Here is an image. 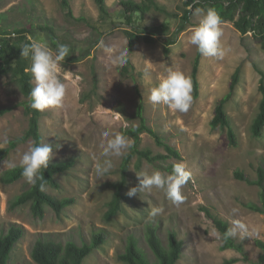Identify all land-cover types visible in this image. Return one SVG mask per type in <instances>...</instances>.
Listing matches in <instances>:
<instances>
[{"label": "rangeland", "instance_id": "obj_1", "mask_svg": "<svg viewBox=\"0 0 264 264\" xmlns=\"http://www.w3.org/2000/svg\"><path fill=\"white\" fill-rule=\"evenodd\" d=\"M120 1L106 0L109 15L103 17L96 0H69L74 14L69 18L60 0H0V30L28 28L29 41L42 39L53 50L59 43L67 45L73 51L72 56L82 55V50L91 46V54L83 59L65 58L61 62L66 77L63 106L45 109L40 120L43 142L53 145L50 161L70 158L75 162L67 173L57 176L60 187L49 186L46 191L75 201L60 215L48 206L44 218L34 217L29 204L11 210L10 201L30 184L26 179L10 184L1 182L8 170L4 162L18 163L33 140L13 149L0 161V234L12 223L26 228L12 252L10 264H37L32 259V248L38 235L54 233L81 242L91 239L95 229L105 230L107 240L87 256L84 264H124L118 259V253L125 250L131 234L139 237L142 249L154 260L145 239V227L150 222L158 226L165 245L169 230H175L183 240L182 257L177 264H225L232 258H240L233 264H255L262 253L258 240L264 241V214L251 210L245 203H260V187L238 179L235 171H243L254 179L258 167L264 166V129L261 137H254L251 132L262 98L261 75L256 69L264 70L260 38L253 32L241 34L231 22H222L223 57H201L198 97L192 90L189 110L186 113L173 111L165 104H153L149 99L150 91L170 70L179 69L191 79L198 51L189 43V36L200 17L193 9L191 21L166 54V35H155L151 42H147L144 35L149 34L151 27L163 23L169 26L167 36L175 35L186 9L184 0H156L166 10L151 7L144 15L136 14L130 24ZM39 25L53 26L54 33L40 29ZM128 32L137 36L132 39ZM127 48L129 60L125 71L123 67L113 66L111 58ZM239 66V82L225 104L238 138V146H232L226 129H213L210 122L217 102L229 92ZM27 100L11 73L0 75V148L7 147L11 139L22 135L28 127L29 117L24 106ZM140 100L144 103L148 124L165 142L178 149L181 159L170 157L160 165L143 161L138 170L135 156L128 168L123 209L106 222L104 215L114 193L109 183L121 179V166L131 148L121 157L113 158L115 167L100 178L95 165L103 159L100 156V145L106 143L103 134L119 131L133 144V137L124 130L139 124L136 111ZM140 148L151 149L155 154L166 153L149 133L142 134ZM182 160L192 173L182 188L185 197L182 204H174L163 190L139 191L137 172L159 169L170 174L166 166ZM132 187H137L138 192L129 197L127 193ZM154 207L162 211L152 217L149 212ZM205 208L228 222L238 216L248 223L252 237L243 240L234 237L243 244L244 253L221 249V233ZM232 209L238 210L236 215ZM217 235L221 238H216ZM245 255L247 259L243 258Z\"/></svg>", "mask_w": 264, "mask_h": 264}, {"label": "trees", "instance_id": "obj_2", "mask_svg": "<svg viewBox=\"0 0 264 264\" xmlns=\"http://www.w3.org/2000/svg\"><path fill=\"white\" fill-rule=\"evenodd\" d=\"M62 7L66 10L67 17H72L73 10L69 0H60ZM121 6L124 8V13L127 21L133 23L135 15H144L151 7L158 10H166L156 0H143L141 2L135 0H121ZM101 16L109 15V6L106 0H96ZM186 9L181 16V25L175 30V35H168L169 26L163 23L159 26H153L148 31V35H144L147 42L154 40L155 35H166L164 52L169 54L170 46L176 42L178 34L185 30L187 23L191 21L192 10L202 7H214L222 22H231L234 27L246 34L253 32V35L260 38L261 44L264 48V0H184ZM178 17V15L176 14ZM40 29L54 33V28L51 25H39ZM3 33H8L9 30H0ZM17 34V38L13 39L10 43L4 40L2 48L0 49V75L11 73L17 80L21 91L28 100L24 102L25 111L29 117L28 127L24 133L18 137L11 139L8 146L0 148V161L9 155V153L18 146L33 140L34 143L43 142L42 133L40 131V120L42 111L34 110L30 107L29 93L34 87L33 78L30 73H26L25 69L30 67V58L21 57V45L27 42L30 30L25 27L16 28L13 31ZM130 38L136 37L134 32H128ZM59 45H62L59 43ZM59 47V46H58ZM83 54L80 56H72L73 51L69 47V55L66 57L73 61L83 59L85 56L91 54V46L82 50ZM202 55L197 52L194 66L191 74V81L193 86L194 96L198 97L200 84L198 81L199 66L201 63ZM126 71L127 68L124 67ZM260 73L259 90L262 98L259 104V111L254 118L251 126V132L254 137H261L264 129V70L256 67ZM241 68H237L233 75L229 92L219 99L215 107V114L210 122L211 127L216 129L218 127L226 129L227 135L232 146H238V138L236 131L231 123V119L225 109V104L232 97L235 88L239 82ZM144 103L139 101L136 116L139 120L138 125H131L124 130V133L133 137V144L130 151L125 155L121 166V179L115 183H109V186L114 189L113 197L108 202V209L104 215L106 222L111 221L123 209V201L126 199V188L128 185L129 174L128 168L132 159L137 156L138 161L136 168L139 170L143 161H148L155 165H160L161 162L166 161L170 157L181 159V154L175 147L171 146L164 141L162 135L154 130L147 122V117L144 113ZM143 133H149L154 137L157 145L165 148L166 153L155 154L151 149H141L140 142ZM75 162L73 159H63L49 161L46 169L41 170L43 180L37 181L35 185H30L29 188L22 193L16 195L11 201L9 208L16 209L25 204L30 205V209L36 218H44L47 212V207H51L57 214L71 205L74 198H59L54 194L46 191L49 186L56 188L60 187L56 179L59 174L67 173ZM172 172L173 166H166ZM257 177L254 179L249 178L245 172L236 170L235 176L240 180H245L250 185H257L260 187V203L248 202L245 205L251 210L264 214V166H259L257 169ZM25 179L22 176V169L16 167L15 169H8L1 177V182L10 184L19 180ZM41 183L44 184L41 190ZM207 215L212 219L214 225L220 231L221 236L228 229L229 222L221 218L219 215L214 214L210 209L205 208ZM103 229H95L91 239H83L78 242L72 238L65 239L59 234L45 233L38 235L32 248V259L37 264H84L87 256L93 252L94 249L102 246L107 238ZM26 228L23 224L12 223L6 231L0 234V264H10L12 252L17 244L25 235ZM145 239L152 250L155 259L150 260V257L142 249L139 237L136 235H129L126 241L125 250L118 253V259L124 264H177L182 257L183 240L178 237L175 230H169L168 244L165 245L158 232V226L150 222L145 227ZM258 245L262 250L258 260L255 264H264V241L258 240ZM221 249H235L244 253V246L239 243L234 237L227 239L222 238ZM247 259V255L243 257ZM240 258H232L227 260L225 264H233L239 261Z\"/></svg>", "mask_w": 264, "mask_h": 264}, {"label": "clouds", "instance_id": "obj_3", "mask_svg": "<svg viewBox=\"0 0 264 264\" xmlns=\"http://www.w3.org/2000/svg\"><path fill=\"white\" fill-rule=\"evenodd\" d=\"M195 15L199 16V22L195 25L189 36V43L196 46L197 51L205 57L222 58L224 52L221 47L222 20L218 11L214 7L206 10L195 9ZM21 57L30 58V67L25 69L30 73L34 81L29 93L30 107L37 111H44L51 107H62L66 96V77L62 73L61 62L69 55V47L60 45L53 50L47 42L42 39H30V42L21 45ZM111 51V49H109ZM129 60V48L120 50L119 54L111 58V64L116 67H123ZM192 81L183 71L170 70L166 77L162 78L157 86L150 91L149 99L153 104H165L173 111L186 113L192 103ZM126 128L127 125L125 124ZM106 143L100 145V156L103 158L95 165L96 175L100 178L115 167L113 158L121 157L126 150L132 147V141L119 131L104 132ZM7 142V141H5ZM53 154V145L40 142L30 144L22 154L19 162L5 161L4 165L8 169L20 167L22 176L30 185H35L37 181L43 180L41 170L46 169ZM140 179L139 191L153 188L166 192L167 198L174 204L179 205L184 202L182 188L191 179L192 173L187 167L186 161L176 162L172 172L165 174L159 169L151 171L137 172ZM41 190L44 184L40 185ZM137 187L129 189L127 195L134 197L137 195ZM162 210L158 207L151 208L149 215L155 217ZM234 215L237 209H232ZM229 227L223 234L224 239L238 237L243 240L253 235L248 223L237 218L229 221ZM216 238H221L219 235Z\"/></svg>", "mask_w": 264, "mask_h": 264}, {"label": "built area", "instance_id": "obj_4", "mask_svg": "<svg viewBox=\"0 0 264 264\" xmlns=\"http://www.w3.org/2000/svg\"><path fill=\"white\" fill-rule=\"evenodd\" d=\"M16 36L17 34L13 31H8V33H3L0 31V49L2 48L4 40H8L10 43H12Z\"/></svg>", "mask_w": 264, "mask_h": 264}]
</instances>
